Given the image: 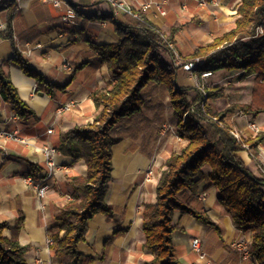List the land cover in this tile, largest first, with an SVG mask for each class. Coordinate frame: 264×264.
<instances>
[{"label": "crops", "instance_id": "0c3cea01", "mask_svg": "<svg viewBox=\"0 0 264 264\" xmlns=\"http://www.w3.org/2000/svg\"><path fill=\"white\" fill-rule=\"evenodd\" d=\"M152 1L153 6L143 13L168 34L171 28H178L175 52L183 56L192 54L202 43H208L217 34L233 28L240 2L219 0L217 6L210 4L208 8H202L198 0H168L164 5L167 13L162 15L154 5L161 0ZM71 3L78 11L77 25L64 19L62 9L39 0H26L17 4L12 20L16 47L30 67L56 86L51 92L39 90L36 79L26 75L13 60V43L3 36L7 32L10 10L6 8L0 11V64L18 88L21 98L37 115V119L24 121L0 94V127L17 131L27 139L26 143L0 139V221H6L14 227L20 218L23 219L19 239L28 247V264H58L49 247L47 229L62 224L57 214L69 201L68 196H72L69 176L85 174L87 166L84 160L76 161L58 151L56 161L67 167L49 179L50 188L41 201L37 197L35 183L27 178L36 175L44 167V145L58 147L62 132L76 124L93 121L99 113L93 93L109 86L113 72L91 43L115 42L119 35L112 20L96 16L113 13L117 19L127 20L126 15L114 12L108 0H71ZM131 8L142 12L136 0H132ZM66 62H70L74 69L66 68ZM231 73H239L240 76L242 71L221 69L210 76H218L217 81L208 82L210 85L230 83V77L225 78V75ZM193 75L179 67L177 84L194 86ZM235 82V86L225 83L226 98L209 101L214 110L215 106L218 109L216 111H223L232 104L252 102L256 76L251 75L244 80L238 77ZM162 91L167 92L171 104L166 89L149 84L143 90L141 111L119 121L114 130L119 140L112 148V178L105 198L112 207V215L108 217L102 212L97 213L89 222L86 240L79 244L81 251L92 257V264H144L153 257L152 251L144 245L141 210L145 203L156 201V186L166 160L179 152L187 142L177 133L172 104L173 129L166 132L149 127L155 125L156 114L152 113L156 110L157 96ZM221 99L227 100V106L219 109ZM66 103L73 104L71 109H61ZM225 120L241 132V137L249 138L258 134L248 128L249 121L256 122L260 131H264V110L255 108L243 112L237 108L229 111ZM51 126L54 132L50 134L47 129ZM258 148L259 154L254 159L248 150L241 151L239 155L255 175L261 176L264 173V155L261 150L264 149V143H259ZM78 166L83 171L70 174ZM152 167L155 175L147 179L145 172ZM209 170L210 167L206 166L205 180L196 193L185 190L180 198L205 213L213 224L189 213L175 211L173 242L179 259L184 264H259L254 256L244 258L241 250L232 245L239 241L250 245L252 233L235 224L230 211L219 202L218 189L209 187ZM7 232L10 233V229ZM194 237L201 239L205 258L193 250Z\"/></svg>", "mask_w": 264, "mask_h": 264}, {"label": "trees", "instance_id": "16d2710c", "mask_svg": "<svg viewBox=\"0 0 264 264\" xmlns=\"http://www.w3.org/2000/svg\"><path fill=\"white\" fill-rule=\"evenodd\" d=\"M16 6L17 3L11 2L6 7L10 11L3 36L13 43V60L24 73L36 79L39 90L51 92L56 86L30 67L16 47L12 30ZM236 9L233 28L217 34L186 56L175 52L177 27L168 34L141 11L138 16L127 14L126 21L117 19L113 13L95 15L112 20L119 35L115 42L91 43L113 72V80L108 87L93 93L95 105L100 109L95 119L76 124L59 136L57 150L76 161L84 160L87 168L85 174L69 176L73 198L57 214L62 224L47 229L49 247L58 264H92V257L83 253L79 244L86 240L89 222L97 213L112 215V207L105 198L112 178V148L119 140L114 130L119 121L141 111L143 90L149 84L168 91L177 133L187 142L166 160L156 186V201L145 203L141 210L144 245L153 253L152 259L144 264H184L173 242L176 210L213 224L205 213L180 198L185 190L192 193L199 190L206 166L210 167L209 187L218 189L219 202L230 211L233 222L251 231L250 254L264 264V173L255 175L239 155L248 150L253 159L258 156L264 131L238 139L228 126L213 120L215 117L223 121L229 111L237 108L243 112L264 110V0H240ZM165 53L170 60L164 57ZM177 57L182 63L194 61L193 73L199 79L206 70H241L240 80L255 75L252 102L214 110L209 101L226 97L225 87L179 86L177 70L181 65L176 63ZM0 94L18 117L24 121L37 119L34 109L21 98L1 64ZM22 224V218L14 227L0 221V264H28V247L19 239Z\"/></svg>", "mask_w": 264, "mask_h": 264}, {"label": "built area", "instance_id": "2783aa9c", "mask_svg": "<svg viewBox=\"0 0 264 264\" xmlns=\"http://www.w3.org/2000/svg\"><path fill=\"white\" fill-rule=\"evenodd\" d=\"M26 0H0V11L5 10L8 4L11 2H15L18 5L22 4ZM42 2H50L52 3L55 7L60 8L64 11V19H66L70 24L77 25V17H78V11L75 8V6L71 3V0H39ZM114 9V12L116 14H131L134 16H138V11L133 10L131 8L132 5V0H108ZM142 10V12H146L149 8L153 6V1L152 0H136ZM168 2V0H161L159 2H156L154 5L157 8V10L162 14L165 15L167 13L165 4ZM199 6L202 8L207 7L210 3L213 4H218L219 0H211L210 2L207 0H198ZM178 65H181L182 69L187 71V72H192L195 67V62L194 61H189V62H180ZM65 67L68 68L69 70H73L74 68L71 66L70 62H66ZM213 74L212 71L206 70L202 72V78L210 77ZM73 106L72 103H66L64 104L61 109L63 110H69ZM214 121L218 122L221 125L228 126L230 131L238 138H241V132L237 130L232 124L226 122V120L220 121L218 118H213ZM173 129V127H171ZM248 128L255 132L258 133L260 131L259 126L254 122V121H249L248 122ZM165 130V129H164ZM48 133H53L54 129L53 127H49L47 129ZM0 139L7 141L8 139H14L18 142H27V139L19 134L17 131H10L6 128H1L0 127ZM43 153H44V167L39 170L35 177L34 176H29L27 179L30 182L35 183V187L37 190V197L41 201L48 193V190L50 188L49 185V179L52 178L57 172H59L61 169L66 168V164L58 163L55 159V155L58 152L57 147L52 146L51 144H46L42 147ZM262 154H264V149H262ZM146 178L151 179L155 175V170L154 168H149L146 170ZM73 197L68 196V200H71ZM232 245L241 250L243 253L244 258H249L252 255L250 254V245L247 244L244 241H239V242H233ZM192 248L195 252L199 254L201 258L206 257V252L203 248L202 241L199 237H194L192 239Z\"/></svg>", "mask_w": 264, "mask_h": 264}, {"label": "rangeland", "instance_id": "374dc122", "mask_svg": "<svg viewBox=\"0 0 264 264\" xmlns=\"http://www.w3.org/2000/svg\"><path fill=\"white\" fill-rule=\"evenodd\" d=\"M207 1H211V0H207ZM210 4H213V3H210ZM209 4V5H210ZM208 5V6H209ZM208 6L207 7H205V8H208ZM213 6H217V5H213ZM211 15H212V13H211ZM164 56L166 57V58H169L170 59V56H168V54L167 53H165L164 54ZM180 62H182V60L179 58H177L176 59V63L177 64H179ZM181 70L182 71H185V70H183L182 69V67H181ZM187 72V71H186ZM190 74H193L192 72H189ZM231 75V76H230ZM193 77H194V80H195V85L194 86H199L200 88H202L205 84H208V85H210L209 84V82L208 81H217V78H218V76H214V77H206V78H202L203 80H201V78L199 79L198 78V76H196V75H193ZM226 77H230V78H228V79H230V83L228 82V83H226V82H223V83H221V84H218V85H223L225 88H226V85H225V83L227 84V85H229V86H235L237 83L235 82V81H237L238 80V77H239V73H231V74H229V75H225V78ZM223 81H225V80H223ZM228 81V80H227ZM203 89V88H202ZM225 92H226V89H225ZM221 98H223V97H221ZM226 98V97H225ZM219 99V98H218ZM252 99H253V97H252ZM157 102H156V106H154V109H156V110H153V113L152 114H156V118L154 119V123H155V125H149V127H153V128H155V129H165V131L166 132H169V131H171L172 130V128L171 127H173L174 126V124H173V122H172V119H171V104H169V101H168V99H167V92L165 93V91H162L158 96H157ZM227 104V100L226 99H221V100H219V105H220V107H219V109H221V108H224L225 106H227L226 105ZM242 104V103H241ZM232 105H234V104H232ZM229 107V106H228ZM216 110H218L217 109V106H215L214 107ZM227 115H228V113H227ZM256 123V122H255ZM157 124V125H156ZM257 124V123H256ZM147 128H148V126H146ZM264 155V154H263ZM81 169V170H80ZM81 171H83V169H82V167H80V166H78V168L77 169H75V170H71V172H70V174H73V173H79V172H81ZM64 183H65V181H64ZM62 188H65V187H62Z\"/></svg>", "mask_w": 264, "mask_h": 264}, {"label": "water", "instance_id": "95a60500", "mask_svg": "<svg viewBox=\"0 0 264 264\" xmlns=\"http://www.w3.org/2000/svg\"><path fill=\"white\" fill-rule=\"evenodd\" d=\"M41 94H43V92H40Z\"/></svg>", "mask_w": 264, "mask_h": 264}]
</instances>
